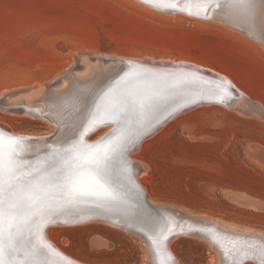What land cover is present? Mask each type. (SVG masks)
Masks as SVG:
<instances>
[{"label": "rangeland", "instance_id": "rangeland-1", "mask_svg": "<svg viewBox=\"0 0 264 264\" xmlns=\"http://www.w3.org/2000/svg\"><path fill=\"white\" fill-rule=\"evenodd\" d=\"M263 12L264 7L260 16ZM182 14H165L136 0H0V121L43 137L55 131L54 138L56 127L4 107L16 98L25 104L32 86L42 89L39 94L61 90L69 70L85 77L95 67L106 69L114 62L107 55L207 65L232 80L239 96L230 105L181 113L144 139L131 160L147 168H139L135 178L150 205L165 203L264 234V42L229 22ZM40 98L35 97V108H43ZM95 221L53 226L48 240L82 264H147L141 236ZM187 237L170 247L180 264H221L206 241Z\"/></svg>", "mask_w": 264, "mask_h": 264}, {"label": "water", "instance_id": "water-1", "mask_svg": "<svg viewBox=\"0 0 264 264\" xmlns=\"http://www.w3.org/2000/svg\"><path fill=\"white\" fill-rule=\"evenodd\" d=\"M177 3L179 5L177 9L167 6L166 3L158 4L156 7L170 12L183 11L189 13L191 11V15L203 18H209L212 15L210 7L206 14L201 12L197 15L196 9L198 4L196 0H192L191 5L186 3V0H177ZM173 66L176 67V65ZM202 71L206 72V70L202 69H196L195 71L188 69L153 70L148 66H144V64L131 62L128 67L115 72L114 76H112L113 78L94 95L87 112V117L91 118V123H88L87 127L83 130L78 144H71L69 147L65 146L62 148L59 146L60 144L57 146L52 145L51 141L55 135V131L41 138L16 137L18 138L17 158L20 157L19 151L28 142L35 143L38 140H43L47 144V147L43 149V155L48 152L52 153L51 159L49 157H42L41 152L29 156L28 161L22 166L32 172L33 175L41 172L53 162L57 166H63V161L60 157L67 155L73 149V146L79 151L86 152L89 149L95 150L97 148L103 151L105 147H110L113 144L119 145L118 151L112 155L107 170L108 183L111 190L115 193L116 199L101 203L96 197H89L84 201L72 203L59 199V193L54 192L57 198L51 200L50 203L55 209L56 219L54 223H45L43 225L41 228L43 234L50 224H57L60 220L71 219L82 221L86 218L102 222L108 220L115 225H124L137 229L153 253V264H178L172 255L167 252L165 245L173 237V233L170 232L171 230L177 231L178 229L184 230L188 228L183 225L184 223L177 222L178 220L174 221L147 202L146 197L141 194L140 184L135 179L134 166L127 160V156L128 153L138 147L142 140L151 136L165 122L170 121L178 114L205 103L230 105L239 96V92L228 83L221 85L222 88H227V94L219 91L217 85H220L221 81L212 78L210 75L203 74ZM132 73H139L146 77V79L136 84L134 90L138 96L144 97L146 101L151 100L154 103V107L142 116L139 113L129 114L126 119L111 118L105 115L111 106L112 95L124 89V86L132 78ZM182 77L194 79L196 81L195 85L190 87H173L176 78ZM58 82L59 80L51 81L49 87L55 89ZM156 92H159V95H153ZM94 114L102 118L93 122L92 117ZM109 123L115 124L112 131L105 134L97 142L85 143L84 138L89 132L99 125ZM0 132L4 133L6 138L12 136L1 128ZM228 243L230 244L231 242ZM242 243L240 242L239 244ZM249 245L243 243L241 249H248ZM259 245L258 243H254L252 247L257 248ZM49 246L47 257L53 258L61 264H77L64 257L51 245ZM257 252L258 250L255 251L256 254ZM263 253L264 250L262 251ZM243 255L247 256H245L244 260H241L240 264L247 261L245 259H250L248 254ZM259 256L264 259V254ZM255 260L258 261L259 258Z\"/></svg>", "mask_w": 264, "mask_h": 264}, {"label": "bare ground", "instance_id": "bare-ground-1", "mask_svg": "<svg viewBox=\"0 0 264 264\" xmlns=\"http://www.w3.org/2000/svg\"><path fill=\"white\" fill-rule=\"evenodd\" d=\"M136 1L150 8H153L156 11H160L165 14L166 13L175 14V13L180 12L187 16L191 15L183 11L170 12L165 9H158L159 7L156 8V6L146 4L143 2V0H136ZM231 2L232 0H222V1L219 0V3L221 5L230 4ZM254 3H255L254 14L251 15L250 17H246L245 11L243 9L229 8V7L217 8L216 2L215 0H213V3L211 4L212 6L210 5V12L212 11L211 12L212 15L210 16V18L212 20H221L222 22L223 21L229 22L230 25L233 26V27L230 26L231 28L243 30L245 32L244 34H247L248 36H251V38L254 37V39H259L264 42V26H263L264 12L262 16H260L261 9L262 7H264V0H254ZM191 16H194V15H191ZM211 19H208V20H211ZM94 55H97V54H94ZM101 57L100 58L98 57V60L101 59ZM105 57L110 58V60L114 61V62H110L111 64H109L106 67V69H103L101 66L97 65L101 68L97 70L95 69L96 68L95 67L85 77H78L76 73H73L70 70L67 71V73H64L66 70L64 68L65 70L63 73L65 74V76L63 80H66V84L61 90L59 89L50 90L46 93L43 92L42 94H39L40 92H42V89L40 88L38 90H35V88H33L32 86V91L29 92V94L27 95V102L25 104L20 103L21 100L19 101V98H16L13 100V104H10L9 106L7 105L4 107L5 111L7 110V111H11L12 113H16L17 115L27 116L33 119L41 120L51 125V127L52 126L56 127L57 134L52 139L51 143L54 146H57L60 144L59 146L62 148L65 146L69 147L71 144L74 145V144L79 143L83 130L87 127L88 123L89 124L91 123L90 121L91 118L87 117L88 116L87 112H88L90 103L92 102L94 98V95L103 85H105L108 81H110L113 78L112 76H114L115 72L119 71L122 68L128 67L131 62H135L138 64H144V66H148L152 68L153 70L154 69H158V70L160 69V70H166V71L167 69H170V70H174V69L175 70L177 69L187 70L188 69L190 71L191 70L195 71L196 69L206 70V72L202 71V73L206 75H210L212 76V78L216 80L226 81L228 84L232 85L235 89L240 91L236 87L237 85L235 86L234 82L230 80L228 77L210 68L207 65H204L202 63H198L195 61H191L187 59H176L173 57H166V56L158 57L154 55L135 56V55L112 54V55H107ZM100 62L101 61H99V63ZM173 65H176V67ZM3 93L4 95L6 94L5 92ZM38 95L41 96L40 99L42 100L41 107L43 108L41 109L37 107L36 109L33 104L35 101V97ZM237 103L238 102H236V104ZM210 104H219V103H205L199 106L210 105ZM2 107L0 108L2 109ZM172 119L170 121H172ZM166 123L167 122H165L158 130H160ZM114 127H115L114 123L99 125L98 127L93 129L91 132H89L85 136L84 138L85 143L87 144V143L99 141L98 137L97 138L95 137L96 140L95 139L91 140L90 138L102 130L107 131L105 132L107 134L110 131H112ZM0 128L10 133L14 137H19V138H38V137L41 138L43 137V134H39V133H32V132L24 133L21 131L20 132L14 131L6 123L1 122V121H0ZM158 130L152 133V135H154ZM141 143L138 145L136 149L128 153V156H127L128 161H130L133 164L134 163L136 164L133 170L135 177L140 174L139 168L141 169V171L142 170L144 171L147 168L144 165H142L141 162H136L134 160H131L132 153H135L140 149ZM46 147H47V144L43 140H38L36 143L28 142L22 150L20 149L21 150L19 151L20 157L18 159L26 163L30 155L33 156L37 154L38 152L42 153L43 149H45ZM55 148L58 149L57 147ZM41 155H43V153ZM51 155L52 153L48 152L47 154H44L42 157H45V158L49 157V159H51ZM142 173L143 172H141V174ZM140 188H141V191L144 193L143 187L140 186ZM142 192L141 194L145 196L146 193L143 194ZM151 205H154L152 207L159 209L161 213L165 214L167 217L172 218L174 221L178 220L177 222L184 223L183 225H185V227L188 228L184 230L178 229L177 231L171 230L170 232L173 233V237H171V239L165 245L167 252L172 255V257L177 261L178 264H180L178 262L179 259L177 260L175 255L172 253V249L170 247L173 244V242H175L179 238L187 237V236L192 237V238L193 237L200 238L202 239L203 242L206 241L215 251H217V254H219V256L221 257V258L219 257L221 264H240L241 260H244V258H246L245 256H247L243 254H248L250 256L249 258L255 262L254 264H264V259L259 256V255L262 256L264 254V253L262 254V251L264 250V234H262L261 232L237 230L226 224L225 226L224 223H222L221 221L217 219H214L208 216L194 214L188 210L177 208V207L165 204V203L154 202ZM90 220L95 221L93 219H87V218L82 221L71 220V219L60 220L57 224H50L46 228L44 234L42 233L41 230L40 232L43 237V240L47 244L51 245L56 251H58L60 254H62L67 259L77 264H82L74 260L73 258H71L69 255L65 254L56 244L54 245L51 241H49L48 232H49V229L53 226H67L68 227V226L77 225L78 223H85ZM106 222H109L110 224H113L114 226H117L120 229L122 228L125 231L135 233V235L137 234L142 237V235L135 228H130L124 225H115L114 223L108 220ZM141 240H143L144 244H146V251H147L146 256L148 259L147 264H153V261H154L153 253L150 247L148 246V244L146 243L145 239L142 237ZM237 241L243 242L244 244H247V245L250 244L249 248L251 249L249 248L241 249L243 247V243L239 244L240 242H237ZM228 242H231V243L229 244ZM254 243H258L260 245L257 246V248L256 247L253 248L252 246L254 245ZM256 250H258L257 254L255 253ZM149 257L151 260H149ZM46 258L50 262V264H61L53 258H50V257H46ZM258 258L259 260L256 261L255 259H258ZM245 260L248 261L249 259H245Z\"/></svg>", "mask_w": 264, "mask_h": 264}, {"label": "snow or ice", "instance_id": "snow-or-ice-1", "mask_svg": "<svg viewBox=\"0 0 264 264\" xmlns=\"http://www.w3.org/2000/svg\"><path fill=\"white\" fill-rule=\"evenodd\" d=\"M156 6L166 3L177 9V0H143ZM196 14H205L213 0H196ZM216 7L240 8L246 17L254 14V0H232L230 4L221 5L215 0ZM191 5L192 0H186ZM183 10V9H181ZM189 14H192L189 11ZM124 89L112 95L111 106L105 115L111 118L126 119L129 114L141 116L154 107L151 100L138 96L134 90L139 81L146 79L139 73H132ZM196 81L187 77L176 78L173 87L194 86ZM217 85L219 91L227 94V88ZM153 95H159V92ZM99 107V106H98ZM102 118L94 114L93 122ZM18 138L0 132V264H50L47 260L49 245L43 240L41 228L45 223L55 222V209L50 201L59 199L65 202H80L89 197H96L101 203L116 199L111 190L107 170L112 155L119 145L89 149L86 152L73 149L60 157L63 166L50 163L41 172L33 175L25 169L23 161L17 158ZM111 143V142H110ZM51 170V171H49Z\"/></svg>", "mask_w": 264, "mask_h": 264}]
</instances>
